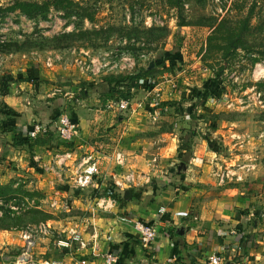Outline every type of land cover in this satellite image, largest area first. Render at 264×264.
Listing matches in <instances>:
<instances>
[{
  "label": "rangeland",
  "instance_id": "374dc122",
  "mask_svg": "<svg viewBox=\"0 0 264 264\" xmlns=\"http://www.w3.org/2000/svg\"><path fill=\"white\" fill-rule=\"evenodd\" d=\"M12 1L0 0V5ZM73 1L77 3L74 6L77 13L71 16L51 9L45 20L28 18L18 11L0 18V91L7 89L11 95L17 88V96L27 94L31 106L33 102L45 104L44 115L47 117L52 112L48 122L52 126L61 112L71 114L83 104L98 109L100 102L93 99L98 98L93 86L106 85L112 78L142 75L140 81L135 79L131 83V104L126 112V115L136 113L132 124L142 129L134 135L152 140L153 149L166 142V133L174 132L185 138L186 133L176 128L182 116L168 115L166 106L170 110L174 108V112L181 109L192 123L191 142L194 136L205 139L216 146L219 154L231 158L230 167L227 164L219 167L224 180L232 183L237 174L248 178L254 174L258 162L264 169V0H180L178 6L169 5L168 0ZM82 8L91 14V20L80 15ZM243 27L241 46L233 49L231 42ZM65 33L72 35L59 43L58 36ZM150 62L153 67L148 68ZM150 77L155 79L150 81L159 91L158 96L156 91L144 94ZM25 82L30 84L27 92L25 87H20ZM11 87L16 88L11 91ZM84 90L88 91L85 98L81 95ZM163 95L169 96L170 105H165ZM132 97L136 98L135 102ZM118 99L121 98H106L101 108L113 110L107 104ZM9 104L0 95V185L18 187L22 192L7 201L0 199V226L7 227L0 230L13 232L14 239L20 238L21 243L24 232L30 234L33 243L40 234L49 239H64L47 222L64 212L43 203L45 195L41 197L34 188V166L21 164L33 155L34 143L63 147L69 141L62 140L52 126V132H46L45 136L11 146L14 138L23 141L25 137L22 135L20 139L17 133H13L14 137L7 135L4 125L8 122L16 130L26 124H18L4 112L11 108ZM123 126L130 123L117 122V131ZM18 146L25 150V157ZM245 164L238 173H229ZM258 171L256 176L260 174ZM78 173L77 170L76 176ZM228 175L231 179L226 178ZM259 184L264 202V181ZM108 188L100 194L112 198V190ZM40 222L47 223L46 233L36 229ZM0 252H5L0 253V261L12 264L21 247L11 253L2 249ZM31 254L34 264L56 260L55 256L61 255L58 246L39 251L40 258L36 257L34 248Z\"/></svg>",
  "mask_w": 264,
  "mask_h": 264
},
{
  "label": "crops",
  "instance_id": "0c3cea01",
  "mask_svg": "<svg viewBox=\"0 0 264 264\" xmlns=\"http://www.w3.org/2000/svg\"><path fill=\"white\" fill-rule=\"evenodd\" d=\"M150 80L155 81L153 77ZM151 81L149 87L153 88ZM141 82L145 84L147 81ZM24 84L20 87H25L27 92L30 84ZM15 88L11 87V91ZM147 89L144 91L146 95ZM15 90L10 95L4 89L0 95L8 104L12 103L9 107L14 112L20 114L18 124L28 126L32 123L27 121L28 108L38 118L43 116L48 122L52 119V112L45 117V105L36 103L40 106H31L27 94L17 96V88ZM163 97L165 105H170L169 96ZM93 99L100 102L98 109L85 104L74 109L78 134L66 142L68 145L55 147L51 143H34L33 155L21 162L22 167L34 166V188L45 195L43 203L61 196L69 204L68 210L59 215L61 217L47 221L52 223L54 232L62 233L64 239H49L40 234L31 248V251L34 248L36 257H39V251L58 246L61 255L55 258L62 264H105L104 255L108 251L117 253L118 264H209L208 258L213 254L234 264H264V224L258 221V211L264 203L259 187L264 181L260 162L257 166L255 164L257 168L254 167L256 170L250 179L242 176V182L234 180L231 183L219 172L220 166H229L231 158L219 154L216 146L205 139L194 136L193 142L190 141L192 123L185 111L178 109L174 112V108L170 110L166 106L168 115L182 116L176 128L178 132H185L186 137L166 133V142L156 145L154 150L152 140L134 135L142 130L132 124L135 112L128 115L127 111L114 113V110L101 108L103 99L95 96ZM135 99L132 97V101ZM119 114L121 116L116 118ZM117 122H129L130 126L119 127L117 131ZM19 130L16 127V130L5 132L14 137L13 133L18 134ZM19 135L20 139L23 138V133ZM18 147L22 148L25 157L23 147ZM59 150H63L62 153ZM116 151H121V163L114 160ZM88 157L96 160L99 174L91 186L75 188L76 171L84 166ZM182 161L186 169L177 173V165ZM240 169L229 170V173H238ZM257 171L260 174L256 176ZM128 174H131L132 181L117 186L115 181H122ZM227 177L231 179L232 176ZM106 187H109L108 191L112 190V198L100 194ZM125 189L131 190L130 198L123 197ZM160 208H164L161 214ZM123 215L150 222L156 228L157 237L149 249L140 246L132 224L121 220ZM73 230L78 232L79 241L73 240ZM0 234V249L3 251L11 253L23 244L20 238L14 239L11 231L0 230ZM59 240L64 243L57 245ZM7 257L12 255L7 254ZM0 264L4 262L0 261Z\"/></svg>",
  "mask_w": 264,
  "mask_h": 264
},
{
  "label": "built area",
  "instance_id": "2783aa9c",
  "mask_svg": "<svg viewBox=\"0 0 264 264\" xmlns=\"http://www.w3.org/2000/svg\"><path fill=\"white\" fill-rule=\"evenodd\" d=\"M155 95L158 94V90L149 87L147 89L148 94L154 93ZM131 104L130 99H118L113 100L107 104L108 109H115L118 111H127L129 106ZM70 113L68 112H61L57 114V119L54 122L52 126H54L62 140L65 141H72L76 135L78 134V128L75 122L71 120ZM51 124V123H49ZM51 126V125H50ZM50 130L48 125L42 124L41 122H32L28 126L24 127L23 129H20L18 131V134L23 133L25 138L28 139H35L39 135L45 134ZM122 154L120 152L114 153V160L116 163L122 162ZM252 164H250L247 168H250ZM246 165H240V168L242 169ZM99 174L97 162L94 158L88 157L84 163V166L79 170V173L75 177L74 186L75 188H87L92 185V181L96 175ZM237 180H242V175L237 174L236 176ZM132 181L131 174H128L123 178L122 181H115L117 186H121L123 182H126L129 184ZM49 206L54 209L55 211L65 212L69 208L68 200L64 199H58V198H52L48 201ZM159 213L161 214L164 212V208H160ZM258 216L262 219V222L264 224V203L263 206L258 211ZM121 220L125 222H129L132 224L134 231L137 234L139 244L143 249H149L151 247V244L154 242L155 238L157 237V230L156 228L147 221H143L140 219L132 218L129 216H121ZM40 233H46L48 231V226L46 222H40L37 225V228ZM73 234V240L79 241V234L76 230L72 231ZM39 236V235H38ZM23 244L21 246V253L16 258L15 261L12 262V264H34V260L31 256V248L33 245V240L30 239V234L28 232L23 233ZM60 244H63L64 242L62 240H59ZM104 262L105 264H118V256L115 252H106L104 255ZM209 264H224V260L221 256L218 254H213L209 256L208 258ZM41 264H62L60 260H43Z\"/></svg>",
  "mask_w": 264,
  "mask_h": 264
},
{
  "label": "trees",
  "instance_id": "16d2710c",
  "mask_svg": "<svg viewBox=\"0 0 264 264\" xmlns=\"http://www.w3.org/2000/svg\"><path fill=\"white\" fill-rule=\"evenodd\" d=\"M169 1V5L171 6H178L180 3V0H168ZM77 5L76 2H74L73 0H41V1H37V0H14L10 3H8L5 6H1L0 5V18H3L7 13L9 12H14V11H18L20 13H22L23 15H25L28 18H39L42 20H45L48 17V14L50 12L51 9H56V10H61L64 12V14L66 16H71L76 14L77 12L74 10V6ZM82 12L80 15L88 17V19H92L91 14H88L85 8H82ZM245 28L243 27L239 34H237L238 36L235 37V40H233L231 42L232 48L233 49H237L238 47L241 46V42H240V37H241V33ZM72 34L70 33H65L62 34L58 37H61L59 39V43H61L62 41L67 40L66 38H70ZM179 45V44H178ZM177 48L179 46H176ZM144 71V73H148L151 70H142V72ZM143 78V76H129V77H123V78H112L110 80H107L106 85L105 84H100V86H93L95 88L97 92L95 93L99 98L103 99V101L108 97H120L123 99H130L131 98V87L132 84L134 83L133 81L136 79L138 81H140V79ZM137 82H135V86H137L136 84ZM102 88V89H100ZM84 98L87 97L88 95V91L84 90L81 94ZM33 106H40L37 105L35 102H33L32 104ZM45 105V104H44ZM46 106V105H45ZM47 107V106H46ZM4 112L8 113V115L10 114L11 117H13L16 122L18 120V117L20 116L19 113L14 112V110H12L11 108H6L4 109ZM121 116L116 115V118ZM42 119L40 120V122L42 124L48 125L49 128L51 127V124H48V120L45 119L43 116H40ZM71 120L73 122L76 123L75 118L73 116V113H71L70 115ZM4 131H12L13 130V126L11 124H9L8 122L4 125ZM28 138H26L23 141H17L15 138L12 140V144L11 146H15L18 145V143L21 144H25L27 143ZM25 142V143H24ZM17 143V144H16ZM11 187V186H10ZM8 185H0V199L7 201L9 199H11V197L13 198L14 195H16L17 192H22V190L18 187L16 188H10ZM36 192H38L36 190ZM34 192V193H36ZM25 194H30L29 191H24ZM39 195L42 197L43 194L41 192ZM15 197V196H14ZM0 229H7V227H2L0 226Z\"/></svg>",
  "mask_w": 264,
  "mask_h": 264
},
{
  "label": "water",
  "instance_id": "95a60500",
  "mask_svg": "<svg viewBox=\"0 0 264 264\" xmlns=\"http://www.w3.org/2000/svg\"><path fill=\"white\" fill-rule=\"evenodd\" d=\"M153 67V62H150L148 68ZM27 121L28 122H40V118H38L36 116V114H34L33 110L31 108H28L27 110ZM186 169V165L185 163L179 162L177 165V173H181L182 171H184ZM123 197L124 198H130L131 197V190L130 189H125L123 192ZM117 237V235L115 236ZM114 241L117 242V239L114 238ZM224 264H234L233 262H229V261H224Z\"/></svg>",
  "mask_w": 264,
  "mask_h": 264
}]
</instances>
